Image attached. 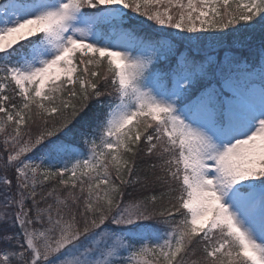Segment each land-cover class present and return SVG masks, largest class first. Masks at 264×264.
<instances>
[{
	"label": "snow or ice",
	"instance_id": "1",
	"mask_svg": "<svg viewBox=\"0 0 264 264\" xmlns=\"http://www.w3.org/2000/svg\"><path fill=\"white\" fill-rule=\"evenodd\" d=\"M0 264H264V0H0Z\"/></svg>",
	"mask_w": 264,
	"mask_h": 264
},
{
	"label": "trees",
	"instance_id": "2",
	"mask_svg": "<svg viewBox=\"0 0 264 264\" xmlns=\"http://www.w3.org/2000/svg\"><path fill=\"white\" fill-rule=\"evenodd\" d=\"M260 35H261L260 30H259V28H257L255 30H248L247 32L242 33L241 38L243 39L245 36H248V37H250L251 44L258 45ZM244 54L245 55L248 54L246 50L244 51Z\"/></svg>",
	"mask_w": 264,
	"mask_h": 264
}]
</instances>
